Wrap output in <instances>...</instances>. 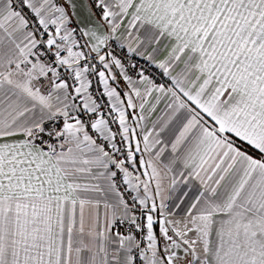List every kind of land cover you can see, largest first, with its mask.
I'll list each match as a JSON object with an SVG mask.
<instances>
[{
    "label": "snow or ice",
    "instance_id": "1",
    "mask_svg": "<svg viewBox=\"0 0 264 264\" xmlns=\"http://www.w3.org/2000/svg\"><path fill=\"white\" fill-rule=\"evenodd\" d=\"M0 264H264V0H0Z\"/></svg>",
    "mask_w": 264,
    "mask_h": 264
}]
</instances>
